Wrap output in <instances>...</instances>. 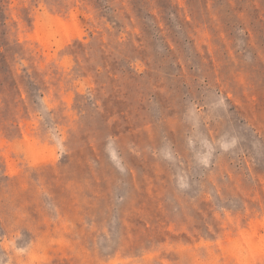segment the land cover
I'll use <instances>...</instances> for the list:
<instances>
[{
    "label": "rangeland",
    "instance_id": "1",
    "mask_svg": "<svg viewBox=\"0 0 264 264\" xmlns=\"http://www.w3.org/2000/svg\"><path fill=\"white\" fill-rule=\"evenodd\" d=\"M0 1V264H264V0Z\"/></svg>",
    "mask_w": 264,
    "mask_h": 264
},
{
    "label": "trees",
    "instance_id": "2",
    "mask_svg": "<svg viewBox=\"0 0 264 264\" xmlns=\"http://www.w3.org/2000/svg\"><path fill=\"white\" fill-rule=\"evenodd\" d=\"M1 2V1H0Z\"/></svg>",
    "mask_w": 264,
    "mask_h": 264
}]
</instances>
